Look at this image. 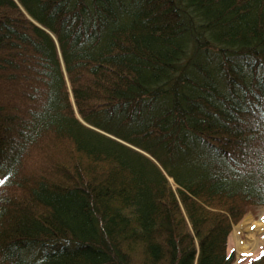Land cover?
<instances>
[{
    "label": "trees",
    "instance_id": "1",
    "mask_svg": "<svg viewBox=\"0 0 264 264\" xmlns=\"http://www.w3.org/2000/svg\"><path fill=\"white\" fill-rule=\"evenodd\" d=\"M0 171V264H233L264 0H0Z\"/></svg>",
    "mask_w": 264,
    "mask_h": 264
},
{
    "label": "rangeland",
    "instance_id": "2",
    "mask_svg": "<svg viewBox=\"0 0 264 264\" xmlns=\"http://www.w3.org/2000/svg\"><path fill=\"white\" fill-rule=\"evenodd\" d=\"M142 149L137 148L138 150L145 153L150 157L155 164H157L165 173L161 160L156 158V152L154 150H147L143 145L140 146ZM145 149V150H144ZM147 150V151H146ZM187 166V160H184L181 163V168L184 169ZM175 170V168H174ZM176 171L181 173V169L176 166ZM3 172L0 171V178H3ZM172 186L176 188V183L173 178H170ZM264 214V206L256 205L252 206L249 212L243 217L241 221L236 224H233L232 232L229 237V250L235 251V260L233 264H242L248 257L258 254L264 248V224L258 225L256 222L261 221V218ZM250 222L254 223V226ZM255 224L257 226H255ZM250 226V227H249ZM250 228V229H249ZM256 239V240H255ZM239 241L244 242V250L239 249Z\"/></svg>",
    "mask_w": 264,
    "mask_h": 264
},
{
    "label": "bare ground",
    "instance_id": "3",
    "mask_svg": "<svg viewBox=\"0 0 264 264\" xmlns=\"http://www.w3.org/2000/svg\"><path fill=\"white\" fill-rule=\"evenodd\" d=\"M251 224H252V226H254V223L253 222H250ZM258 225H262V224H264V214H263V216H262V218H261V221H259V222H256ZM255 226H257L256 224H255ZM250 227V226H249ZM250 229V228H249ZM256 240V239H255ZM243 244H245L244 242H242V241H239V244H238V246H239V249L242 251V250H244L245 249V247L244 246H247L248 245V243H247V245H243Z\"/></svg>",
    "mask_w": 264,
    "mask_h": 264
},
{
    "label": "snow or ice",
    "instance_id": "4",
    "mask_svg": "<svg viewBox=\"0 0 264 264\" xmlns=\"http://www.w3.org/2000/svg\"><path fill=\"white\" fill-rule=\"evenodd\" d=\"M262 255H264V253H262Z\"/></svg>",
    "mask_w": 264,
    "mask_h": 264
}]
</instances>
